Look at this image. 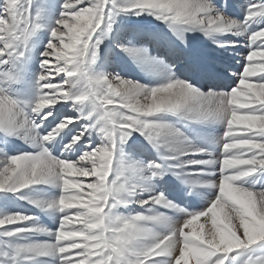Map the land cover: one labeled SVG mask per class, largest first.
I'll use <instances>...</instances> for the list:
<instances>
[{
    "label": "snow or ice",
    "instance_id": "obj_1",
    "mask_svg": "<svg viewBox=\"0 0 264 264\" xmlns=\"http://www.w3.org/2000/svg\"><path fill=\"white\" fill-rule=\"evenodd\" d=\"M59 9L39 52L35 98L22 100L12 86L21 82L19 65L45 28V9L37 0H0V195L57 219L50 229L36 215L0 212V264H236L241 258L242 264H264V255H250L264 248V188L245 186L264 177V0H249L241 20L223 14L213 0H62ZM121 14L153 16L182 43L190 31L245 37L241 70L229 74L235 87L203 92L167 66L155 86L95 73L100 45ZM121 51L149 60L145 49ZM62 109L70 114L56 123L54 113ZM163 114L223 125L212 141L219 155L194 144ZM134 135L158 159L130 162L123 146ZM11 139L35 151L9 155ZM56 144L59 155L48 147ZM169 173L194 185L200 181L193 176H216L202 185L214 189L215 198L198 213L163 192L136 199ZM48 187L59 195H30ZM132 204L144 211L120 212ZM37 235L48 239H33Z\"/></svg>",
    "mask_w": 264,
    "mask_h": 264
},
{
    "label": "rangeland",
    "instance_id": "obj_2",
    "mask_svg": "<svg viewBox=\"0 0 264 264\" xmlns=\"http://www.w3.org/2000/svg\"><path fill=\"white\" fill-rule=\"evenodd\" d=\"M47 1H49L48 4H46ZM61 2L62 0H37V4L45 9V15L42 21V23L45 25V28L42 31L38 32V38L33 42L32 49L26 57V60L29 66L27 68H25V66L24 67H22L21 65L19 66V71L21 74V82L12 86L13 94L22 100H32L35 98L34 82H35V77L39 72L38 69L40 68L39 52L43 50L44 45L47 43V39H48L47 26L52 24L55 18L58 16L59 10H60L59 5ZM213 2L215 3L216 1H213ZM237 11L239 12V15L243 17L238 8H237ZM160 23L163 24L161 21L155 19L153 16H150V15L135 16V15L121 14L117 16L116 22L113 25L112 32L106 38H104L103 43L100 45L99 58L96 64L93 66L94 72L97 74L103 73L109 77L115 76L118 74L126 79H130L134 81L137 75L144 74L145 75L144 84H148L150 82L149 84L150 86L151 82H154L155 85L158 83H161V81L157 80L156 77L163 80L165 76V72L163 70L162 72H164V75H162V73L157 75L156 71H161L162 69H164L163 66H167L168 68H173V69L177 68L181 61V58L185 57L186 55H184V51H182L181 48L177 46L179 45V43H176L175 41L176 37H174V40L172 39L170 34H173V32L169 29L168 25L164 24V25L157 26V24H160ZM169 31H171V33H169ZM140 33H143L141 34V36L149 35L150 36L149 41H151L152 44L151 45L145 44L146 38L139 37L138 35H140ZM190 33L194 36L195 42L194 40L189 41L188 42L189 46L193 45L191 44V42L197 44V46H198V43L204 46L203 50L200 53H196L200 57L202 56V62L200 64L203 67H208L212 64H216V66L219 67L220 64H224L223 62H227L229 64V61L223 60L222 56L224 57V56L231 55L230 54L231 48L236 50L237 48H239V46L235 48L218 47L217 44L218 43L226 44L229 42H233V41H230L229 38H232L233 40L238 41L237 43L239 44L240 41L243 39V38H238L237 35H232V34H224V35H217L214 37H209V36H205L202 32H199V31H190ZM186 45L187 44L184 43V46L183 45L182 46L187 48ZM121 47H135L137 49H145L147 51L149 60L145 62L140 59H133L132 57H130L129 55L121 51ZM209 47L215 50L211 51ZM241 47H245V45H241ZM154 48L158 51V53H160L158 54L157 58L149 55L151 54V50H153ZM188 51L189 49L186 50V52ZM220 51L221 53H223V55L218 53ZM236 54L238 55L237 52ZM233 59L234 57L231 60ZM242 62L243 61H241L240 62L241 65L239 64L237 65V67L238 66L242 67ZM121 64H124V65H121ZM228 66L229 65H226L223 67L228 68ZM31 69L37 70V72L29 73ZM146 69L150 70L148 74L146 71H144ZM186 73L191 74V72H186ZM181 74L183 75L185 73L181 72ZM57 109H60V105H57ZM65 114H69L67 113L66 109H62L59 112V114L54 113V117H56V123H58L59 118H61ZM167 115H170V114H167ZM167 115L163 114L162 117L160 118L164 122H167L166 118L170 121ZM52 119H53L52 117L49 118V120H52ZM169 123H172V122H169ZM45 124L47 126L48 122L46 121ZM194 125H195L194 130L197 131V133L200 136L199 145L200 144L202 146L205 145V147L208 150L213 149L212 142H210L206 138L207 131H205V129L208 126L204 124H196V123H194ZM52 127H55V124H53ZM219 127L220 126L216 127L215 139L219 137V134H220ZM3 139L4 137L0 135V141H2ZM96 139L99 140V138L97 137ZM138 140L146 141L142 136H138V135L132 136L128 141L133 142V141H138ZM16 141L23 142L22 140H19V139H11L8 144L16 146L17 145L15 144ZM208 144L210 145L208 146ZM50 150L53 151L51 148ZM15 154L16 153H13V155ZM133 163H136V162H133ZM35 191L30 193V195L36 196L37 194H34ZM58 195L59 194H57V196ZM13 200L14 198L11 196L6 197L4 201H9V203H6V205L2 206L1 208L2 210H0V212L17 211L15 206L12 204ZM139 210L144 211V209H141V208ZM120 212L123 214H127L123 212V209H120ZM136 212H139V211H136ZM47 216L50 217L51 215L48 214ZM200 222H203V221H200ZM243 259L244 258H241V260H238L236 263L241 264Z\"/></svg>",
    "mask_w": 264,
    "mask_h": 264
},
{
    "label": "bare ground",
    "instance_id": "obj_3",
    "mask_svg": "<svg viewBox=\"0 0 264 264\" xmlns=\"http://www.w3.org/2000/svg\"><path fill=\"white\" fill-rule=\"evenodd\" d=\"M198 35V34H197ZM190 40L186 37V35H184V43L185 44H187L186 45V47H189V45H188V42H189ZM193 41V40H192ZM184 43H182V45L184 46ZM191 44H193L194 45V43L193 42H191ZM190 44V45H191ZM198 49V48H197ZM164 67V66H163ZM144 71H146L147 72V74H148V72L150 71V70H148V69H146V70H144ZM183 72L182 73H185V71L184 70H182ZM146 74V73H145ZM162 75H164V72H162ZM48 215V214H47ZM201 221H203V220H201ZM236 264H238V263H236ZM240 264V263H239ZM241 264H242V262H241Z\"/></svg>",
    "mask_w": 264,
    "mask_h": 264
}]
</instances>
